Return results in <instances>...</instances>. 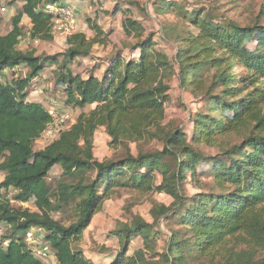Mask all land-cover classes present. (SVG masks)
<instances>
[{"label":"trees","instance_id":"1","mask_svg":"<svg viewBox=\"0 0 264 264\" xmlns=\"http://www.w3.org/2000/svg\"><path fill=\"white\" fill-rule=\"evenodd\" d=\"M17 1L23 5L11 18L12 28L0 33V170L5 172L0 188L15 191V201L33 204L36 210L16 207L7 195L0 196V226L13 230L5 236L10 244L0 247V264H44L19 233L32 227L44 230L56 264H95L81 248L83 232L106 200L123 188L165 193L172 202L154 203L153 222L136 216L116 231L122 248L109 264H198L217 257L226 264H264V26L218 21L206 8L189 13L159 0L158 15L171 10L197 30L180 35L164 26L162 42L175 41L170 56L129 8L118 7L114 14L122 12L125 34L136 39L131 56L118 51L102 58L84 77L71 64L91 57L94 45L105 43L108 33L89 19L95 35H69L63 63L56 56L36 55L34 49L19 48L23 18L31 21V39L51 41L54 15L46 8L72 0H12L11 5ZM21 65L29 69L25 76L18 74ZM47 65H59L56 85L66 92L67 107H93L35 150L54 118L43 102L27 97ZM176 76L180 87L202 103L193 113L190 138L165 122L170 81ZM101 128L110 146L121 151L117 158H95V135ZM241 135L240 143L228 145ZM152 142H162V148H146ZM202 145L222 152L212 158ZM56 167L62 175L52 190L47 178ZM189 175L200 188L195 194L185 193ZM200 175L211 179L208 186ZM69 204L75 219L66 226L54 213ZM158 221L169 227L166 234L154 232ZM137 235L143 245L128 255ZM158 235L166 237L162 250Z\"/></svg>","mask_w":264,"mask_h":264},{"label":"rangeland","instance_id":"2","mask_svg":"<svg viewBox=\"0 0 264 264\" xmlns=\"http://www.w3.org/2000/svg\"><path fill=\"white\" fill-rule=\"evenodd\" d=\"M11 1L0 0L1 34H4L12 28L11 18L23 5L21 1H17L11 5ZM70 2L63 3L65 4L64 8H59L55 11L56 23L53 29L54 39L51 41L31 39L29 32L32 24L28 17H24L22 21L24 35L19 44V48L22 50L34 49L36 50V55L42 57L56 56L60 60V63H63L65 61L64 53L67 50V37L69 35L75 32H85L88 37L95 35L94 30L89 27L88 22L91 19L108 33V37H106L105 43L94 45L91 57L78 58L71 64L72 71L75 74H82L84 77L90 74L93 66L98 61L101 62L102 58L108 59L118 51L127 53L128 57L131 56L130 47L136 43V39L125 34L122 27V21L124 19L122 12L120 11L114 14L115 11H118V7H123L124 9L129 8L128 10L132 12V16L146 26L147 32L156 34L155 39L161 43L159 48L166 50L170 56H174L175 54V41H172L171 45L162 42L161 35L164 26L167 25L169 28H175V34L180 35H185L187 31L197 32L188 19L177 13H173L171 10L163 15H158L155 12V7L159 0H74V2ZM169 2L178 4V7L187 10L189 13L194 12L198 8H206L208 10L207 12L213 15L214 18H217L216 20L218 21L223 19L224 22H236L243 26H253L255 24L264 26V0H169ZM3 7L6 8V11L2 10ZM46 11H48V7ZM138 54L139 51L134 52V55ZM28 70L25 65H21L18 68V74L25 76ZM58 70L59 65H47L44 71L33 80L32 85L29 87L31 94L28 95L27 100H41L46 104L48 110L55 109L58 112L55 111V114L59 115L56 118L68 116V123L71 125L81 112L89 111L93 105L86 106L83 109H75L72 106L67 107L65 105V100L67 99L66 92L61 86L56 85L55 73ZM96 74L101 75L102 71L98 70ZM11 78L12 75L10 74L9 79L11 80ZM170 84V102L167 103V117L165 122L174 127L179 126L185 131L188 138H190L194 127L192 121L193 113L202 106V103L193 96L190 90H184L180 87L177 76L171 79ZM235 137L237 139L233 138L227 144L240 143L243 140L242 135ZM110 140L104 128L96 132L95 158L104 161L120 156L121 151L110 146ZM47 144L46 141L38 139L34 144V148L35 150H40ZM162 145V142H152L148 143L146 148L160 149ZM131 147L133 150H136L135 144H132ZM202 149L212 158L219 157L222 152L217 147H207L206 145H202ZM2 160L0 159V162ZM174 160H176V157H173V160L171 159L172 162ZM196 168L199 170L200 167L197 166ZM61 175V167H56L49 173L47 183L52 190H56ZM92 175V173H89V177ZM4 178L5 172L0 170V183ZM198 178H200L199 180L202 185L208 186L211 182V179L207 178V175H200ZM157 180L160 182L161 178L159 177ZM67 181L76 183L77 178H67ZM184 189L186 194H195L200 190L191 175L188 176L184 184ZM3 192L12 200L14 206L29 207L32 210H36L33 204L15 201V191L10 190L6 193L4 190ZM115 192L106 200L103 210L95 214L90 225L83 232L80 244L81 248L84 250L85 255L92 259L95 264H109L122 248V243H120L118 237L115 235L116 231L124 225L129 224L136 216L143 217L149 223L153 222L152 212L154 210L152 208L154 203L170 204L172 202V198L165 193H142L129 188H123ZM74 209L73 205L67 206L56 211L54 216L57 220H60L64 225L68 226L75 219ZM0 227L3 228L6 236L7 234L11 235L12 228L6 229L4 226ZM168 228L164 222L158 221L155 223L154 232L157 233L161 229L166 234L169 230ZM25 231L20 230L19 233L25 235ZM158 236V249L162 250L165 248L164 242L166 237L163 235ZM44 241L48 242L47 240ZM142 245L143 240L141 235L132 237L130 250L127 254H132L134 249ZM43 262L44 264H56L52 249H49V256ZM198 264H226V262L221 257H217L215 259H203Z\"/></svg>","mask_w":264,"mask_h":264},{"label":"built area","instance_id":"3","mask_svg":"<svg viewBox=\"0 0 264 264\" xmlns=\"http://www.w3.org/2000/svg\"><path fill=\"white\" fill-rule=\"evenodd\" d=\"M65 4H57L53 6L48 7L49 13H52L54 15V27H55V11L59 8H64ZM66 7V6H65ZM3 11H6V8H2ZM54 111V112H53ZM55 109H49L50 114L54 118L53 122L46 128V130L43 132L42 136L40 137L41 140L46 141L47 143H50L54 141L56 138L59 137L60 132L67 126L68 124V116H61V118H56L59 116L58 114H55ZM57 112V111H56ZM58 113V112H57ZM0 188V196L4 194ZM7 229V228H6ZM5 229V232H6ZM6 233H4V230L2 227H0V247L6 248L10 244V239L6 238ZM45 232L40 227H32L26 231L25 234V242L28 245V247L31 249L33 254L39 258L40 260H46L49 256V249H51L48 242H45ZM6 245V246H4Z\"/></svg>","mask_w":264,"mask_h":264},{"label":"crops","instance_id":"4","mask_svg":"<svg viewBox=\"0 0 264 264\" xmlns=\"http://www.w3.org/2000/svg\"><path fill=\"white\" fill-rule=\"evenodd\" d=\"M75 1H78V0H75ZM68 2H69V1H68ZM68 2H67V3H68ZM71 2H74V0H72ZM71 2H70V3H71ZM63 3H66V2H63ZM25 17H26V16H25ZM5 33H6V32H5ZM15 69H17V68H14L13 70H15ZM5 72H8L7 69L5 70ZM30 94H31V93L29 92V95H30ZM28 100H29V99H28ZM29 101H41V100H29ZM41 102H42V101H41ZM43 104H44V106H46L45 103H43Z\"/></svg>","mask_w":264,"mask_h":264}]
</instances>
